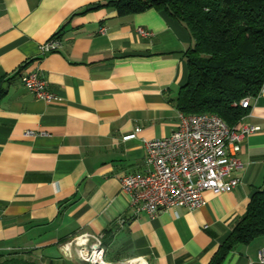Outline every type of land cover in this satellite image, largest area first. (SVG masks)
Here are the masks:
<instances>
[{
    "label": "crops",
    "instance_id": "obj_1",
    "mask_svg": "<svg viewBox=\"0 0 264 264\" xmlns=\"http://www.w3.org/2000/svg\"><path fill=\"white\" fill-rule=\"evenodd\" d=\"M100 3L0 0V81L7 88L0 101V263L89 264L78 253L102 235L110 263L209 264L264 189V92L241 119L259 130L241 141L242 167L232 173L238 186L206 191L193 211L136 214L121 179L147 169L144 140L178 128L176 100L194 40L165 11L119 16ZM56 36L60 49L42 54L40 45ZM30 71L58 100L24 87ZM262 248L264 234L237 245L221 264H264ZM55 250L76 256L55 259Z\"/></svg>",
    "mask_w": 264,
    "mask_h": 264
},
{
    "label": "trees",
    "instance_id": "obj_2",
    "mask_svg": "<svg viewBox=\"0 0 264 264\" xmlns=\"http://www.w3.org/2000/svg\"><path fill=\"white\" fill-rule=\"evenodd\" d=\"M99 6L119 16L165 11L186 27L194 45L186 52L189 77L176 100L185 114H214L233 127L249 111L241 101L264 87V0H101ZM6 90L0 81V101ZM262 234L264 189L252 195L209 264H221L237 245Z\"/></svg>",
    "mask_w": 264,
    "mask_h": 264
},
{
    "label": "built area",
    "instance_id": "obj_3",
    "mask_svg": "<svg viewBox=\"0 0 264 264\" xmlns=\"http://www.w3.org/2000/svg\"><path fill=\"white\" fill-rule=\"evenodd\" d=\"M138 32L145 37L154 35V32L142 27L138 28ZM60 47L61 40L56 36L40 45V52H54ZM21 80L24 87L39 99L49 103L58 100L38 71L22 75ZM262 92L264 87L258 95ZM256 97L244 98L241 106L249 108L251 100ZM258 130L259 127L241 121L230 127L214 114H185L180 111L178 128L170 136L144 140L147 169L124 176L121 193L129 198L136 214L145 211L156 217L177 207H186L190 211L199 209L205 202L206 191L219 194L240 184V179L233 177L232 173L242 167L237 157L241 141ZM138 132L139 128L125 139L134 137ZM93 239L94 242L79 251V258L89 264H113L106 260L103 236H93ZM70 246L68 242L63 248ZM258 260L264 262V248L258 251Z\"/></svg>",
    "mask_w": 264,
    "mask_h": 264
},
{
    "label": "rangeland",
    "instance_id": "obj_4",
    "mask_svg": "<svg viewBox=\"0 0 264 264\" xmlns=\"http://www.w3.org/2000/svg\"><path fill=\"white\" fill-rule=\"evenodd\" d=\"M67 254V255H66ZM76 256V253H66L60 250H55L53 253H51V257L57 259V258H63V257H74ZM129 260L124 261V264H126ZM133 261V260H132ZM131 262V261H129ZM123 262L120 263H113V264H122Z\"/></svg>",
    "mask_w": 264,
    "mask_h": 264
},
{
    "label": "bare ground",
    "instance_id": "obj_5",
    "mask_svg": "<svg viewBox=\"0 0 264 264\" xmlns=\"http://www.w3.org/2000/svg\"><path fill=\"white\" fill-rule=\"evenodd\" d=\"M126 264H145V263L140 260H133V261L131 260V262L128 261Z\"/></svg>",
    "mask_w": 264,
    "mask_h": 264
},
{
    "label": "water",
    "instance_id": "obj_6",
    "mask_svg": "<svg viewBox=\"0 0 264 264\" xmlns=\"http://www.w3.org/2000/svg\"><path fill=\"white\" fill-rule=\"evenodd\" d=\"M97 7H98V5H93V6L89 7V8L92 9V8H97Z\"/></svg>",
    "mask_w": 264,
    "mask_h": 264
}]
</instances>
